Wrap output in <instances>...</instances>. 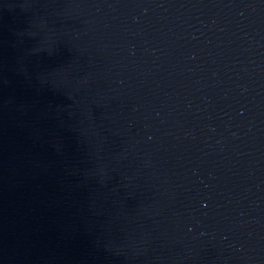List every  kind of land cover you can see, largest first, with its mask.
I'll list each match as a JSON object with an SVG mask.
<instances>
[{"label": "water", "instance_id": "95a60500", "mask_svg": "<svg viewBox=\"0 0 264 264\" xmlns=\"http://www.w3.org/2000/svg\"><path fill=\"white\" fill-rule=\"evenodd\" d=\"M0 264H264V0H0Z\"/></svg>", "mask_w": 264, "mask_h": 264}]
</instances>
